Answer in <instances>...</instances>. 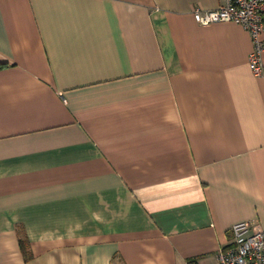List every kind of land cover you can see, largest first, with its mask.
<instances>
[{
  "label": "crops",
  "instance_id": "0c3cea01",
  "mask_svg": "<svg viewBox=\"0 0 264 264\" xmlns=\"http://www.w3.org/2000/svg\"><path fill=\"white\" fill-rule=\"evenodd\" d=\"M225 3L0 0V264H218L264 229V51L194 18Z\"/></svg>",
  "mask_w": 264,
  "mask_h": 264
},
{
  "label": "built area",
  "instance_id": "2783aa9c",
  "mask_svg": "<svg viewBox=\"0 0 264 264\" xmlns=\"http://www.w3.org/2000/svg\"><path fill=\"white\" fill-rule=\"evenodd\" d=\"M215 10H195V21L207 26L215 23H234L247 30L252 38L253 50L249 64L254 74H263L264 0H225ZM232 243L217 252L218 264H264V229L250 222L235 224Z\"/></svg>",
  "mask_w": 264,
  "mask_h": 264
},
{
  "label": "trees",
  "instance_id": "16d2710c",
  "mask_svg": "<svg viewBox=\"0 0 264 264\" xmlns=\"http://www.w3.org/2000/svg\"><path fill=\"white\" fill-rule=\"evenodd\" d=\"M20 247L22 252L26 254V243L23 240L20 241Z\"/></svg>",
  "mask_w": 264,
  "mask_h": 264
}]
</instances>
